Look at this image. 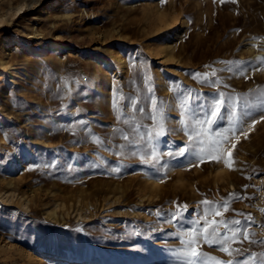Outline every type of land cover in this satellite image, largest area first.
Listing matches in <instances>:
<instances>
[{
    "label": "rangeland",
    "instance_id": "1",
    "mask_svg": "<svg viewBox=\"0 0 264 264\" xmlns=\"http://www.w3.org/2000/svg\"><path fill=\"white\" fill-rule=\"evenodd\" d=\"M50 2L54 9L41 13ZM168 34L172 57L161 51ZM2 38L19 43L9 42L16 47L7 54ZM116 53L126 71L115 69ZM3 56L0 264H180L179 237L204 200L228 201V210L218 209L222 217L208 221L250 214L251 239L264 240V0H0ZM227 61L251 64L237 72ZM220 92L248 102L253 114L242 131L216 147L209 146L216 137L205 138L199 159L168 155L188 143L181 103L189 94L210 100ZM114 96L126 119L146 127L153 96L163 101L166 134L121 148L114 129L133 125L117 120ZM234 119L225 112L224 127ZM24 155L27 167L11 171V159ZM185 205L188 212L173 221ZM240 240L225 246L264 252V244ZM198 245L208 257L232 259L202 239Z\"/></svg>",
    "mask_w": 264,
    "mask_h": 264
},
{
    "label": "snow or ice",
    "instance_id": "2",
    "mask_svg": "<svg viewBox=\"0 0 264 264\" xmlns=\"http://www.w3.org/2000/svg\"><path fill=\"white\" fill-rule=\"evenodd\" d=\"M262 64H264V57L258 58ZM229 65H236V71L242 72L245 65H250L251 62L245 61H227L222 62ZM231 70V68L229 69ZM215 70L212 72V76H215ZM197 77L203 75L205 78L209 74L196 73ZM151 92V89L149 90ZM122 95V94H121ZM182 95V94H181ZM122 99L128 103L132 108L133 112L139 110L142 114L145 109L138 108L137 101H129L127 97ZM261 100V111H264V92L260 94ZM112 106L114 112H117V120H123L125 124H130L132 126L131 132H126L123 129L115 128L114 132L121 133V138L125 141L124 145L120 147L131 146L133 148L139 146L142 142L152 144L159 137L166 134V119L168 107L165 106L163 101H157L153 96L152 98V108L150 119L153 121L152 126H144L134 123V118L132 121L126 119L123 114V105H118V102L114 96L112 101ZM181 119L180 123L184 126V131L188 134V143L179 149V151L172 153L169 152L170 156H184L186 152H192L197 159L200 158L201 153L204 149L200 147L205 138L216 137V139H211L209 146L216 147L220 143H223L227 138L228 134H234L236 132L242 131L243 124L246 119L250 118L253 114L249 107L247 101H242L240 96H233V94H228L227 96L220 92L217 96H213L209 99H202L201 96H192L189 94L187 100L181 103ZM227 112L229 116L235 117L234 120L228 121L230 126L224 127V113ZM264 119V116L261 117ZM258 121L253 120L252 125L254 126ZM83 123V122H81ZM223 127V131L221 128ZM251 131V127L249 128ZM247 137V133H243ZM93 139L95 142L100 143L98 137L93 134ZM236 147V143H233L232 150L229 151V157L233 155V150ZM135 154V152H133ZM213 159H219V157H213ZM234 162V161H233ZM226 165L228 161H225ZM230 167V165H228ZM119 172V168L113 169ZM245 187H248L247 185ZM232 199H240L237 194H230ZM202 209L201 213L197 214L191 222L190 231L185 232V236L179 237L181 240V246L179 248V254L182 256V261L180 264H264V252L257 253H245L243 250L238 248L226 247L229 240L242 243L240 237L247 240L250 244H264V240H253L254 233L250 231L251 225L254 223L253 217L250 214L237 213V215H242L245 217L244 220L239 219H228L222 218L219 221L212 220L208 221L206 217L209 215H214L215 217H222V213L218 211L220 207H224L228 210V201L222 202H212L204 200L201 202ZM264 211V210H262ZM188 212L187 206L177 207L175 213L172 214V220L179 222L185 214ZM162 213L157 210L156 215L160 216ZM223 224L224 229L221 231L219 225ZM203 225V227H201ZM231 233V235H228ZM203 240L204 243L209 246H217L220 251L227 253L232 259L227 261L220 260L216 257H208V254L204 253L198 245L199 240ZM257 256L261 257L257 261ZM240 257V258H237Z\"/></svg>",
    "mask_w": 264,
    "mask_h": 264
},
{
    "label": "bare ground",
    "instance_id": "3",
    "mask_svg": "<svg viewBox=\"0 0 264 264\" xmlns=\"http://www.w3.org/2000/svg\"><path fill=\"white\" fill-rule=\"evenodd\" d=\"M19 5L20 4H18L16 7H19ZM54 5H55L54 2H50L47 5L43 6L42 7L43 9H42L41 13L51 12L54 9ZM172 36H173V34H168L165 37L166 39L162 42V47H161V51L165 52V55L168 56V57L174 56L173 55V51H174L173 41H174L175 38L172 37ZM11 41H12V44L11 45H14V44H18L19 43V40L17 38H14L12 40H10V38L9 39L8 38L7 39L2 38V44L4 45V47H6V50H5L4 53H7L8 54L10 51H12L16 47V46H13V47L9 48L10 47L9 42H11ZM245 44H246V46H249V45H251V42L248 41L247 43L245 42ZM4 58H5V56H3L2 58H0V64L1 65L4 64ZM123 59H124L123 56L120 55L119 53L117 55H115V57H114V63L116 65V66H114L115 69H118L119 71L120 70L126 71L125 68H126L127 65L124 62L125 60H123ZM113 71H114L113 69L109 68L108 69V74L109 75H112L114 73ZM115 74H117V72H115ZM107 78H110V76L109 77L107 76ZM24 157H25V155H24ZM24 157L22 158L24 160H19V161L12 160L11 159L10 164H9L11 171H13V172H20V171H23L27 167V164H28V162H30V159L28 158V155H26L25 158ZM149 178L152 179V185H156L157 184V179L155 177L154 178L153 177H149Z\"/></svg>",
    "mask_w": 264,
    "mask_h": 264
}]
</instances>
